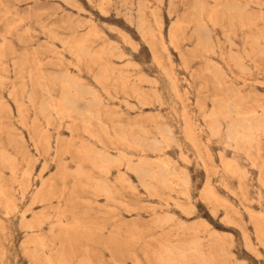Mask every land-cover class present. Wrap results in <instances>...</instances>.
<instances>
[{"label": "rangeland", "instance_id": "374dc122", "mask_svg": "<svg viewBox=\"0 0 264 264\" xmlns=\"http://www.w3.org/2000/svg\"><path fill=\"white\" fill-rule=\"evenodd\" d=\"M0 264H264V0H0Z\"/></svg>", "mask_w": 264, "mask_h": 264}, {"label": "bare ground", "instance_id": "6f19581e", "mask_svg": "<svg viewBox=\"0 0 264 264\" xmlns=\"http://www.w3.org/2000/svg\"><path fill=\"white\" fill-rule=\"evenodd\" d=\"M139 1H140V0H139ZM225 3H226V2H225ZM236 3H237V2H236ZM237 4H239V3H237ZM226 5H227V4H226ZM201 7H202V6H201ZM144 8H145V7H144ZM216 8H217V7H216ZM216 8H215V9H216ZM242 9H243V8H242ZM216 10H217V9H216ZM233 10H235V9H233ZM147 11H148V10H147ZM194 11H195V9H194ZM200 11H201V10H200ZM151 12H152V11H151ZM226 13H227V12H226ZM142 16H143V14H142ZM229 17H230V16H229ZM198 18H199V16H198ZM200 19H201V18H200ZM228 19H229V18H228ZM231 20H232V18H231ZM220 21H221V20H220ZM231 23H232V22H231ZM199 25H200V24H199ZM199 25H197V26H199ZM139 26H140V24H139ZM139 26H138V27H139ZM158 26H159V24H158ZM199 27H200V26H199ZM201 27H202V25H201ZM201 27H200V28H201ZM139 28L141 29V27H139ZM139 28H138V29H139ZM204 28H205V26H204ZM140 29H139V30H140ZM201 31H202V30H201ZM204 31H205V30H204ZM148 38H149V37H148ZM244 42H245V41H244ZM80 45H81V44H80ZM257 49H258V48H257ZM210 51H211V50H210ZM105 53H106V52H105ZM110 54H111V53H110ZM110 56H111V55H110ZM76 58H78V57H76ZM154 58H155V56H154ZM78 59H79V58H78ZM69 69H70V68H69ZM211 69H212V68H211ZM68 71H69V70H68ZM69 73H70V72H69ZM105 77H106V76H105ZM93 78H94V77H93ZM126 80H127V79H126ZM67 81H68V80H67ZM223 83H224V82H223ZM230 84H231V83H230ZM222 85H224V84H222ZM232 85H233V84H232ZM223 87H224V86H223ZM234 88H235V87H234ZM63 91H64V89H63ZM227 93H228V92H227ZM69 94H70V93H69ZM63 96H64V95H63ZM67 98H68V97H67ZM62 99H63V98H62ZM90 101H91V100H90ZM242 101H243V100H242ZM62 102H63V101H62ZM88 102H89V101H88ZM79 103H80V102H79ZM65 104H66V105L68 104V106H70V105L72 106V105H73V102H72L71 100L66 99V100H64V102H63V105H65ZM91 104H92V103H91ZM75 105H76V104H75ZM73 106H74V105H73ZM73 106H72V107H73ZM74 108H76V107H74ZM71 110H72V109H71ZM232 110H233V109H232ZM259 111H260V110H259ZM64 112H65V111H64ZM64 112H63V113H64ZM233 112H234V111H233ZM67 114H68V113H67ZM253 114H255V113H253ZM251 115H252V114H251ZM245 116H246V115H245ZM231 118H232V117H231ZM223 119H224V118H223ZM251 122H252V121H251ZM218 126H220V125H218ZM227 127H228V126H227ZM219 128H220V127H219ZM245 132H247V131H245ZM248 133H249V132H248ZM231 135H232V134H231ZM231 135H230V136H231ZM235 136H236V135H235ZM237 137H238V136H237ZM242 137H243V136H242ZM227 138H228V137H227ZM229 138H230V137H229ZM238 139H239V138H238ZM242 140H243V139H242ZM245 141H246V140H245ZM122 142H123V141H122ZM155 162H156V161H155ZM135 165H136V164H135ZM161 167H162V166H161ZM133 170H134V169H133ZM171 173H172V172H171ZM168 176H169V175H168ZM59 180H60V178H59Z\"/></svg>", "mask_w": 264, "mask_h": 264}]
</instances>
